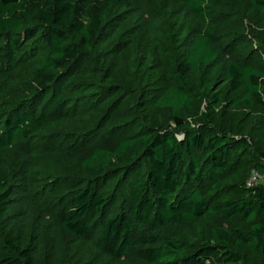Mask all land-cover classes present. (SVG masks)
Masks as SVG:
<instances>
[{"label": "trees", "instance_id": "16d2710c", "mask_svg": "<svg viewBox=\"0 0 264 264\" xmlns=\"http://www.w3.org/2000/svg\"><path fill=\"white\" fill-rule=\"evenodd\" d=\"M28 62L0 264H264V0H0Z\"/></svg>", "mask_w": 264, "mask_h": 264}, {"label": "rangeland", "instance_id": "374dc122", "mask_svg": "<svg viewBox=\"0 0 264 264\" xmlns=\"http://www.w3.org/2000/svg\"><path fill=\"white\" fill-rule=\"evenodd\" d=\"M30 68L31 63H21L9 73L7 72L5 76H0V124L3 118L8 113H11L14 106L16 107L18 105L16 99L20 98L21 93L26 90L30 76ZM99 144L108 145V141L101 140ZM24 148L25 144L21 146V150L23 151ZM10 161L14 163L15 156ZM258 183H264V178L259 180Z\"/></svg>", "mask_w": 264, "mask_h": 264}, {"label": "built area", "instance_id": "2783aa9c", "mask_svg": "<svg viewBox=\"0 0 264 264\" xmlns=\"http://www.w3.org/2000/svg\"><path fill=\"white\" fill-rule=\"evenodd\" d=\"M263 177H262V175L261 174H259L258 172H256V171H252V173H251V176H250V178H249V183H248V185H254V184H256V183H258V181L259 180H261Z\"/></svg>", "mask_w": 264, "mask_h": 264}]
</instances>
